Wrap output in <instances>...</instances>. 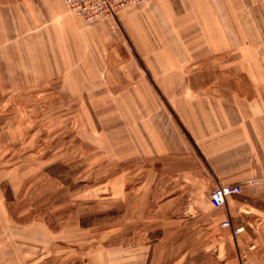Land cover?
<instances>
[{
    "label": "crops",
    "instance_id": "obj_1",
    "mask_svg": "<svg viewBox=\"0 0 264 264\" xmlns=\"http://www.w3.org/2000/svg\"><path fill=\"white\" fill-rule=\"evenodd\" d=\"M246 1L264 18V0H145L124 9L118 20L130 52L114 18L86 28L63 0L0 2L1 19L27 18L45 41L36 74L61 75L78 89L92 83L128 115L124 160L150 163L147 175L163 195L149 207L127 190L126 227L136 244L99 248L87 264H194L198 256L264 264V75L246 73L245 57L229 72L230 50L246 47ZM218 183L242 191L214 207L208 194ZM187 241L185 257L175 249Z\"/></svg>",
    "mask_w": 264,
    "mask_h": 264
},
{
    "label": "rangeland",
    "instance_id": "obj_2",
    "mask_svg": "<svg viewBox=\"0 0 264 264\" xmlns=\"http://www.w3.org/2000/svg\"><path fill=\"white\" fill-rule=\"evenodd\" d=\"M141 4L114 17L129 52L118 18ZM232 4L236 10L245 3ZM254 5L246 1V47L230 50V73L239 69L234 58L245 57L246 73L264 75V18L254 16ZM30 28L27 18H0V264H87L99 248L136 242L126 227L127 190H135L132 201L144 195L149 207L163 195L147 175L150 163L124 160L128 115L111 108L114 99L92 83L78 89L61 75L35 73L45 41ZM191 244L175 250L188 257ZM171 245L165 243L167 254ZM194 264L207 263L198 256Z\"/></svg>",
    "mask_w": 264,
    "mask_h": 264
},
{
    "label": "built area",
    "instance_id": "obj_3",
    "mask_svg": "<svg viewBox=\"0 0 264 264\" xmlns=\"http://www.w3.org/2000/svg\"><path fill=\"white\" fill-rule=\"evenodd\" d=\"M69 11L79 17L86 28L104 21L108 18H114L117 13L129 6L141 4L144 0H63ZM242 187L239 184H216L209 193V200L212 206L221 207L225 204L227 197L239 194ZM222 226H229V221L221 222ZM234 229V232L239 231ZM79 264H85L81 262Z\"/></svg>",
    "mask_w": 264,
    "mask_h": 264
}]
</instances>
